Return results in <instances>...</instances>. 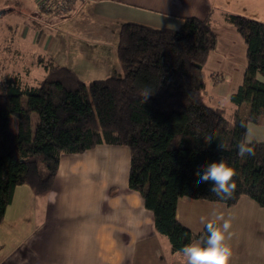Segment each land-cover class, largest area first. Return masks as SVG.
<instances>
[{"label":"trees","instance_id":"16d2710c","mask_svg":"<svg viewBox=\"0 0 264 264\" xmlns=\"http://www.w3.org/2000/svg\"><path fill=\"white\" fill-rule=\"evenodd\" d=\"M224 22L246 46L242 82L229 98L236 107L231 121L204 101V65L216 43L209 19L184 18L174 31L123 24L116 47L121 74L87 84L40 59L43 79L23 85L17 75L3 74L0 63V222L17 187L45 196L61 155L100 144L129 149L128 187L140 194L172 252L207 236L205 226L193 233L176 219L179 198L232 207L245 196L264 209V143H251L254 156L240 157L237 147L245 139L241 122L264 125L258 79L264 77V24L235 14H225ZM145 89L153 94L143 103ZM221 159L236 172L227 200L210 191L211 182L196 183L202 165Z\"/></svg>","mask_w":264,"mask_h":264},{"label":"crops","instance_id":"0c3cea01","mask_svg":"<svg viewBox=\"0 0 264 264\" xmlns=\"http://www.w3.org/2000/svg\"><path fill=\"white\" fill-rule=\"evenodd\" d=\"M38 2L0 0V11L5 12L0 18H19L15 10H25L24 20L32 30L26 28L20 39L30 40L31 65L43 71L38 60H51L86 84L121 72L116 47L123 24L155 29H168L172 24L178 30L184 18L209 19L216 43L204 65V101L223 109L225 116L229 112L231 118L236 107L229 98L242 82L246 46L224 22V15L264 24V0H81L63 16L39 10ZM76 21L79 34L88 39L75 42L77 47L63 43L48 28ZM106 44L111 46L108 55L103 52ZM52 50L60 56L52 55ZM81 74L97 77L85 79ZM258 79L264 83V77ZM247 127L252 129V142L264 143V125L249 123ZM129 169L127 147L100 144L83 153L61 155L52 188L45 196L33 195L26 186L17 187L0 222V264H186L183 254L172 252L167 238L156 234L152 212L140 194L128 187ZM222 205L179 198L175 217L198 233L213 219L212 210H218L231 219L225 241L232 250L229 264H264V210L245 196L232 207Z\"/></svg>","mask_w":264,"mask_h":264},{"label":"clouds","instance_id":"9594fccd","mask_svg":"<svg viewBox=\"0 0 264 264\" xmlns=\"http://www.w3.org/2000/svg\"><path fill=\"white\" fill-rule=\"evenodd\" d=\"M167 27L171 31H174L176 28L172 24H169ZM152 94L153 91L145 89L142 92V102L145 103ZM241 127L246 128V136L237 145L238 155L240 157L246 155L254 156V148L250 146L252 143L250 137L253 135L252 129L248 128L243 122H241ZM213 139V136H208L205 138V143L211 144ZM218 147L224 150L226 145L219 142ZM195 175L198 177L196 180L197 184L211 182L212 187L210 191L217 197L223 200L232 198L236 189V184L233 181L236 172L224 159H221L219 162L202 165ZM219 221H223V223L218 224ZM205 227L207 231L206 237L202 236L199 240L183 247L182 253L186 258V264H229L232 250L225 241L230 236L231 219H225L223 214H214L213 219L209 220Z\"/></svg>","mask_w":264,"mask_h":264},{"label":"rangeland","instance_id":"374dc122","mask_svg":"<svg viewBox=\"0 0 264 264\" xmlns=\"http://www.w3.org/2000/svg\"><path fill=\"white\" fill-rule=\"evenodd\" d=\"M15 11L18 13L19 18L17 16H12V15L6 19L0 18V63L3 64L4 74L18 73L15 75L18 76V79L23 83V85L36 86L41 81V79H43L44 73L41 70L36 71L35 67L31 65L32 57L30 54L32 52V47L30 44V40L26 39L25 41H22L20 39L21 38L20 34L22 32H25L26 28H28L29 31L32 30V25L30 23L28 24L27 23L28 21L26 22L24 20L26 19V15H28L25 10L16 9ZM4 14L5 12H3V15ZM10 19H12L10 21L11 23L9 22ZM9 23L11 25L16 23V26L13 25L14 27H11L9 26ZM79 27H80V24L78 21H76L74 22V24H71V25L61 24L55 27H48V28L51 29V32L54 33V36L57 39L59 37L63 43L71 44L74 47V45L76 46L75 42H80L81 40L88 42L86 34L84 35L79 34V29H78ZM18 38H19V42H17ZM63 43H61V45H63ZM89 45L91 46V49H92V45L91 44ZM104 48L105 50H103V52L106 55L111 53L110 52L111 46L109 44H106ZM86 49H87V46H84L82 48L83 51H85ZM60 53L64 54L67 60L70 59L69 54L64 53V52H60ZM51 54L60 56V54L58 55L55 54L54 50H52ZM56 61H59V60H56ZM81 61L83 60L81 59ZM106 61H109V59H106ZM120 74L121 72L118 75ZM114 75H117V74H114ZM80 77L85 78V79H93L92 77H97V76L81 74ZM226 117L228 120L231 119V117L229 116V112L226 113ZM33 119H35V117H33ZM11 129L14 130L12 125H11ZM261 209L264 210L263 208ZM212 213L213 215L218 214L219 211L213 209ZM249 227L251 228V225H249Z\"/></svg>","mask_w":264,"mask_h":264},{"label":"built area","instance_id":"2783aa9c","mask_svg":"<svg viewBox=\"0 0 264 264\" xmlns=\"http://www.w3.org/2000/svg\"><path fill=\"white\" fill-rule=\"evenodd\" d=\"M81 0H58L53 2L51 0H39L38 8L45 13L56 12L60 15H66L71 6H73L76 2Z\"/></svg>","mask_w":264,"mask_h":264},{"label":"water","instance_id":"95a60500","mask_svg":"<svg viewBox=\"0 0 264 264\" xmlns=\"http://www.w3.org/2000/svg\"><path fill=\"white\" fill-rule=\"evenodd\" d=\"M3 12H4V11H2V10L0 11V16L3 14Z\"/></svg>","mask_w":264,"mask_h":264}]
</instances>
